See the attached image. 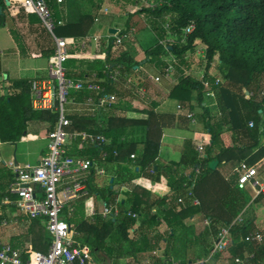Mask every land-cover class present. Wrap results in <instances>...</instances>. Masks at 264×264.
Listing matches in <instances>:
<instances>
[{
	"label": "trees",
	"instance_id": "trees-1",
	"mask_svg": "<svg viewBox=\"0 0 264 264\" xmlns=\"http://www.w3.org/2000/svg\"><path fill=\"white\" fill-rule=\"evenodd\" d=\"M20 1L0 0V31L6 28L17 49L21 54L24 53L23 36L16 26V20L25 17L29 30L37 34L36 45L41 57L48 59L54 51L51 36L41 27L35 14L25 12ZM70 1L57 3V0H46L54 20L52 33L59 38L76 40L88 34L95 15L83 13L69 21L67 9L71 7ZM87 1L91 8L98 10L104 0ZM13 5L19 6L18 19L11 16ZM135 14L143 15L156 39L155 44L144 50L145 60L142 63L159 69L162 75L171 66L179 73L178 83L169 96L181 104L194 99L200 106L205 94H213L215 105L200 106L201 112L197 114V121L202 124L210 140L203 143V157H200L191 140H185L179 163L165 166L156 162L163 125L153 111H148L145 121L116 118L111 112L98 117L89 112L68 113L67 117L72 122L68 131L101 134L111 140L105 148L93 146L81 150L79 155L94 158L100 149L107 151V164H117L121 173L119 185H125L127 190L123 191V199L118 203V216L102 218L97 213L92 219L88 217L93 209L89 195L65 206V221L75 231V240L81 246H86L99 264H112L119 259L138 260L147 253L159 250L163 239L169 242L178 231L184 230L183 219L194 208L196 212H203L210 221V225L202 232L205 255L211 251L221 226H230L227 257L216 254L212 257V264H238L246 255H252L251 264H264V230L255 223L253 205L264 204V196L248 204L247 193L236 187L237 175L234 172V167L241 161L254 165L264 158V0H155L152 7L136 10L132 15ZM190 26L193 27L191 32L185 34L184 30ZM130 30L127 25L117 34L127 47L125 52L116 56L112 52L116 46L115 39H110L103 60L68 58L65 76L74 80L91 74L105 78V74L117 68L118 81L130 78L135 72L134 68L141 64L134 60L135 52L127 42ZM168 38L171 39L169 42ZM197 40L205 46L206 66L201 79L185 74L180 68L186 66L188 56L194 54ZM69 49L73 55L74 48L71 46ZM170 56L174 64L165 61ZM214 62L216 66L213 69L210 65ZM210 69L214 72H210ZM143 76L148 78L147 74ZM30 81L29 78L13 79L10 84L14 92L0 96L1 143L19 142L29 134V124L44 128L47 134L56 124L55 113L32 108ZM204 82L208 83L207 88ZM105 83L108 91L114 93L113 85ZM87 95L88 92L71 93L78 101ZM250 122L253 123L252 127L248 125ZM138 124L147 127L146 139L139 154L131 139L117 142L114 136L115 129L121 128L124 132L127 125L131 127ZM135 153L136 159H131ZM212 161L218 162L214 169L209 166ZM221 164L225 168L223 172L226 168L230 172L228 179L219 169ZM196 168L200 170V175L190 188ZM185 170H189V173L184 174ZM139 177L157 183L164 181L168 190L150 182H147L148 185L145 181L137 183L160 195L152 198L147 191L134 184V180ZM14 180L13 170L0 168V220L10 216L22 219L15 209L1 204L5 198L14 199L8 191ZM88 185L90 194L101 193L103 204L112 203L117 198L110 185L102 192L97 190L92 175ZM193 199L198 201L197 207L192 205ZM127 212L136 214V217L127 215ZM239 215L241 222H234ZM23 219L27 226L10 239L11 247L27 249L30 245L33 250L46 253L50 241L46 239L47 233L39 220L28 224ZM258 234L262 236L261 242L249 238L250 235ZM169 249L166 247L164 250L166 256ZM172 255L175 258L179 256L177 250ZM182 263L186 264L185 261Z\"/></svg>",
	"mask_w": 264,
	"mask_h": 264
},
{
	"label": "built area",
	"instance_id": "built-area-1",
	"mask_svg": "<svg viewBox=\"0 0 264 264\" xmlns=\"http://www.w3.org/2000/svg\"><path fill=\"white\" fill-rule=\"evenodd\" d=\"M62 0H57L61 3ZM21 6L26 13L35 14L51 36L54 45L53 54L47 59L46 75L33 77L30 81L31 105L34 110H49L57 115L53 130L47 136V152L37 164L11 166L15 173V180L9 186V195L14 199L5 198L2 206L12 207L17 214L25 218L28 223L39 220L41 226L50 238L46 253L27 249H14L9 243L0 241V264H95L91 251L81 246L76 240V233L64 219V208L70 203L86 198L90 195L88 179L92 176H103L109 158L108 152L100 149L94 158H84L79 155L81 150L97 146L105 148L110 139L101 134H91L83 131H68L72 124L68 113L72 111L89 112L93 116H103L111 112L117 105L116 94L109 92L105 82L114 85L118 81L119 70L116 68L108 72L105 78H98L91 74L83 79H69L65 75V63L71 57L69 44L74 48V42L54 35V20L46 0H21ZM192 26L184 30L188 34ZM115 34H108L115 39L116 46L121 44V38ZM96 40V39H94ZM89 41L76 43L77 47L85 49ZM158 81V79H155ZM218 83V80H216ZM207 88L208 83L204 82ZM88 92L82 100H76L71 93ZM213 95L212 93H208ZM249 127L253 126L250 122ZM196 150L203 157V144L196 146ZM114 155L116 153L114 152ZM135 156L131 155V159ZM260 163L249 165L241 161L234 169L237 175L236 187L240 191L252 193V199L264 196V179L258 170ZM200 170H194L190 188L194 186ZM123 190H125L122 187ZM191 193H189V196ZM180 202H182L180 200ZM119 199L104 204L99 216L114 218L119 214ZM198 206L196 199L192 200ZM97 213L92 212V219ZM136 217V214L127 212ZM241 222L239 215L235 221ZM19 223L18 218L8 217L0 220V228H9ZM204 225L210 221L205 219ZM230 226L221 228L213 242L209 255L204 260H196L189 264H212V257L227 252L230 244ZM251 240L262 241L261 235H250ZM252 255H246L238 264H251Z\"/></svg>",
	"mask_w": 264,
	"mask_h": 264
},
{
	"label": "crops",
	"instance_id": "crops-1",
	"mask_svg": "<svg viewBox=\"0 0 264 264\" xmlns=\"http://www.w3.org/2000/svg\"><path fill=\"white\" fill-rule=\"evenodd\" d=\"M110 2V0H104L98 10L91 8L90 13L95 15L94 21L85 37L76 40L68 39L75 43V52L73 54L72 51L73 55H71V57H74L77 60L85 61H92L96 58L103 60L105 58L106 49L108 46L107 36L111 33L109 31L111 29H115V32H119L120 30L125 29L124 27L121 29V27L119 28L116 26V23L120 19L118 20V18L116 19L115 16H112L111 12L105 7V4H109ZM122 2V0L114 1V3L118 4H121ZM14 9L15 10L11 13V16L18 19L17 15L19 13V6L14 7ZM74 9L75 8L73 7H68L67 9L69 21L74 19L71 16L72 10ZM78 17L79 16L75 17V19ZM125 24L128 25V22H125L123 26ZM16 26L18 29L19 27L23 28L27 33L25 35L24 31L21 32V30H19L20 34L23 36L25 45V50L22 54L20 53L19 49H17L11 36L8 34L7 29L4 28L0 31V34L3 31L2 39L7 42V46H0V96H6L14 92L10 84V81L13 79H31L33 77H42L46 75L47 59L42 58L40 55V49L36 45L37 34L29 30L28 22L23 16H21L19 21L16 20ZM82 40L89 41L88 47L85 49H81L80 47L76 46V43ZM152 41L153 44L156 43V39ZM152 45H149L148 47L139 51L138 48L134 46V43L132 44L133 51L135 52L134 60L136 62H141V64L134 68L135 72L130 78L126 80H120L112 86L114 94H116L118 98V102L111 113H113V116L116 118L136 121L147 120L148 111H153L154 114L158 115L163 127L161 131L158 157L156 162L165 166H169L171 164L179 163L183 150V143L185 140H191L195 146L199 145L200 143L203 144L209 142L210 137L207 132L203 130L202 124L197 121V114L201 112L200 106L213 107L215 105V99L213 95H209L207 93L204 96L203 102L199 106L194 99H192L189 103L181 104L178 100L171 98L169 94L178 83L177 76L179 73L171 66L167 73L162 75L159 69H156L147 63H142L145 60L144 50ZM71 46L72 44H69L68 47L70 48ZM126 49V46H124L121 50L118 49V46H114L112 48V52L117 56L122 52H125ZM165 61L170 64V59L168 57L165 58ZM180 68L185 74L191 75L189 73L190 69L188 63L186 66H182ZM212 70L210 72H212ZM143 74H147L148 78L145 79ZM202 76L203 73L199 78L195 76L194 77L201 79ZM156 78L158 81L155 80ZM28 129L29 134L26 137H23L17 143L0 142V168H7L10 170L11 166H21V163H23V165L37 164L42 159V157L46 155L48 136L46 130L42 127L37 128L34 124H29ZM146 132L147 127L143 124H138L131 127L127 125L124 129V132L121 130V128L115 129L114 136L117 142L131 139L136 144V153L139 154L142 150V143L146 139ZM23 143H29L33 145L30 150L27 148L26 152L23 153V155L31 157V161L29 162H20L17 158V151L20 148L19 146ZM225 143H228L227 136L225 137ZM6 149H9V151L5 152ZM136 153L134 154L135 157H137ZM260 162L264 164V158ZM222 166L223 164L219 165V169H221V172L225 175V179H228V176L230 175L228 173L230 172H228L227 168L225 172H223L225 168ZM188 173L189 170L184 171V174ZM120 176L121 173L118 171L117 164L109 163L105 166V174L103 176H93V184L100 192L105 190V188L110 185L111 190L117 194V198L120 201L123 199L124 190L122 187L127 190L125 185L121 183V185H119ZM140 181H145L147 185V182L157 184L166 191L168 190V187L165 185L164 181L157 183L142 177L134 180V184L147 191L152 196V198L160 197V195L153 192L148 187L137 184ZM100 194L101 193L98 194L95 192L90 194V202L92 203L93 209L88 214V217L92 212H96L98 215L101 212L104 202L100 200ZM246 196L247 203L252 204L255 199H252L251 193L248 192ZM253 205L256 215L255 223L258 226V211H260V208H262L263 203L261 202ZM95 209H97V211ZM193 209L194 208L190 209L183 219L184 230H181L180 232L178 231L176 237L169 242L167 239H163V241L160 243L159 250H156L152 253H147L139 257L138 260H134L133 258L119 259L114 261L112 264H183L182 261H185L186 264H189L190 262H194L196 260L206 259L209 254L205 255L203 253L202 232L204 228L207 227L206 225L203 226L204 221L207 218L204 216L203 212H196ZM154 212L155 211L153 210V213ZM21 222L24 223L23 218L19 220L18 224ZM25 223L28 222L25 221ZM138 224L139 221H137L136 226H138ZM221 228H223V226H221ZM20 233H12L6 236L0 235V241L9 243L12 237L17 236ZM45 237L49 242L50 238L48 234L45 235ZM28 247L31 246L28 245ZM166 247L170 248L167 256L164 254ZM176 250L179 254L178 258H175L174 255H172V253ZM226 255L227 252L224 253V256ZM93 259L95 264H99V261L96 260L94 255Z\"/></svg>",
	"mask_w": 264,
	"mask_h": 264
},
{
	"label": "rangeland",
	"instance_id": "rangeland-1",
	"mask_svg": "<svg viewBox=\"0 0 264 264\" xmlns=\"http://www.w3.org/2000/svg\"><path fill=\"white\" fill-rule=\"evenodd\" d=\"M111 2L109 4H105V7L107 8L108 11L111 12L112 16H115L116 19L118 18V22L116 23L117 27H121V29L124 27L126 28V24L123 26L125 22H128V27L131 29L128 37H127V42L128 44L132 45L134 43V46L138 48L139 51L143 50L144 48L148 47L149 45L153 44L152 40H155V36L153 33L149 30L145 18L143 17L142 14H135L132 15V13L136 10H140L141 8L145 7H152L154 4L155 0H133V1H128L125 2L123 1L121 4L114 3L115 0H110ZM71 7L75 8L72 10V18H75L79 16L80 14L83 13H90L91 12V6L88 3L87 0H71L70 1ZM80 4V6H79ZM12 6L10 9V13H12L15 9ZM130 16V18H129ZM129 18V19H128ZM19 30L21 32H25L24 34L26 35V31L19 27ZM3 32V31H2ZM0 34V46L4 47L7 46V42L2 39V33ZM152 36V37H151ZM152 38V39H151ZM171 39L168 38V42ZM141 42V43H140ZM136 44V45H135ZM125 45L122 43L118 45V49H122ZM196 48L194 54L190 55V57L187 59V63L189 65L190 69V74L195 76V77H200L202 73H204V69L206 66V60L204 57V48L205 46L200 43L198 40L196 41ZM170 59V63L174 64L173 62V57L170 56L168 57ZM216 66V62L214 64H211L210 67L213 69ZM212 69H210L211 71ZM214 72V70H212ZM20 148L17 151V158L20 162H29L31 161V157L27 155H23V153L26 152V149L28 148L29 150L33 147L32 144L29 143H23L19 146ZM7 148V147H6ZM11 150V149H10ZM9 151V149H6L5 152ZM21 153V154H20ZM23 165V163H21ZM261 177L264 179V164L261 163L257 167ZM250 192V190H249ZM251 193V192H250ZM252 194V193H251ZM252 196V195H251ZM259 207V206H258ZM259 215H258V227L261 230H264V204L262 205V208H260ZM25 225V226H24ZM27 224L20 223L18 225H12L9 228H0V235L6 236L8 234L12 233H20L24 227H26ZM204 226V224H203ZM222 257H227L222 255Z\"/></svg>",
	"mask_w": 264,
	"mask_h": 264
},
{
	"label": "water",
	"instance_id": "water-1",
	"mask_svg": "<svg viewBox=\"0 0 264 264\" xmlns=\"http://www.w3.org/2000/svg\"><path fill=\"white\" fill-rule=\"evenodd\" d=\"M7 5H9V2H7ZM115 31H116L115 29H111L109 32H111L112 34H115L116 33ZM217 163H218L217 161H212L209 164L210 168L214 169L216 167Z\"/></svg>",
	"mask_w": 264,
	"mask_h": 264
}]
</instances>
